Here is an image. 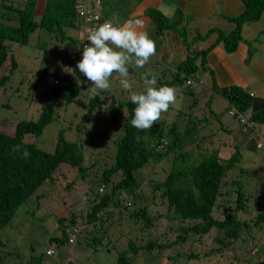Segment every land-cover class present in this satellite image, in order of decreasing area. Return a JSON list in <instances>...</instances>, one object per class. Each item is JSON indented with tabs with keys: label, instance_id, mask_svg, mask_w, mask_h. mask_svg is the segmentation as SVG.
<instances>
[{
	"label": "trees",
	"instance_id": "trees-1",
	"mask_svg": "<svg viewBox=\"0 0 264 264\" xmlns=\"http://www.w3.org/2000/svg\"><path fill=\"white\" fill-rule=\"evenodd\" d=\"M42 1L25 0L17 8L0 0V68L7 57L11 61L9 69L0 70L1 88L14 67L10 45H25L30 40L34 49L58 56L64 66L71 68L81 59L77 52L79 39L65 33V29L78 26L74 0H44L43 5ZM228 1L219 0V3ZM235 4L239 5L238 12L216 17L217 23L224 27L208 21L209 26L204 29L198 26L193 32L187 28L195 22L192 14L175 10L174 16L168 17L157 7L144 11L156 35L165 31L175 33L185 51L183 60L173 69L159 62L152 66L156 70L162 68L154 73L157 84L174 86L176 98L184 102L170 106L151 129L138 131L131 126L135 106L130 95L143 90L144 74L132 78L129 66L131 91L123 89L120 78L116 77L110 82V90L95 96L91 82L83 74L77 83L71 81V76L58 77V86H48L41 92L39 106L36 103V119L20 120L11 131L0 128V230L23 219V231L30 232L43 224L48 215L55 226L48 237L53 248L76 243L88 245L95 252L104 237L114 241L119 238L120 222L104 224L119 208L116 213H126L125 221L140 236L146 233L148 237L140 246L129 241V248L118 251L114 264L137 263L140 255L147 264L154 261L155 253L161 261L168 259L171 264L178 259L183 264L233 261L246 264L258 252L263 254L255 264H264V203L263 198L261 202L259 199L262 191L257 189V183L264 180V172H250L236 164L243 145L254 149L253 129L239 121V114L246 116L252 101L249 102L239 86L217 85L225 77H219L218 68H213L207 57L215 47L231 54L242 41L246 42L250 57L253 45L264 38V29H258L251 40L242 37L245 24L264 18V0H234L228 7L235 9ZM42 34L44 42L40 39ZM54 43L62 46L59 52L48 46ZM74 70L79 72L77 68ZM75 99H79L82 110L73 123L69 120L66 127L58 129L51 152L24 139L27 135H40L47 124L57 119L60 103L56 105L55 101L67 105ZM251 113V120H264V113L257 114L252 109ZM227 118L231 119L233 128L227 124ZM64 130L75 131L76 139L66 140ZM109 132L116 134L113 139ZM233 137L238 139V144L233 142ZM91 139L99 143L96 149L89 150ZM228 143L233 150L227 157H219ZM13 145L26 148L30 156L23 159L12 151ZM92 150L96 152L95 158L86 159L85 153ZM257 151L262 155L260 166H263L264 146ZM162 161L168 164L164 173L154 169ZM62 165L65 167L61 168ZM68 168L75 169L79 182L63 180L60 172ZM143 169L149 170L150 199L140 190L135 178ZM100 188H103L101 195L97 193ZM74 190H82L79 194L85 203L78 204L76 209L70 194ZM257 203L260 205L251 212L252 204ZM56 208L64 214L57 215ZM81 236L83 240L79 241ZM9 240L14 241L12 237ZM182 246L188 249L183 255L175 251ZM170 249H174L175 255L162 257Z\"/></svg>",
	"mask_w": 264,
	"mask_h": 264
},
{
	"label": "rangeland",
	"instance_id": "rangeland-1",
	"mask_svg": "<svg viewBox=\"0 0 264 264\" xmlns=\"http://www.w3.org/2000/svg\"><path fill=\"white\" fill-rule=\"evenodd\" d=\"M25 0H17L14 4L17 8H20V6L23 5ZM38 1V0H35ZM155 1V0H152ZM228 3L234 4V0H229L228 2L221 4L219 3V0H194V2H191L189 5L190 9L189 11L193 12L194 14H197L198 16L195 19V22L192 26L187 27L190 32H193V29L198 27L200 29H204L205 26H209L210 24L207 22L209 18L215 17L216 15H229L231 12H238L240 10L239 5L235 4L234 7H228ZM84 8H88L89 4L88 2L83 3ZM104 10L106 12V8L104 7ZM103 7L101 6V12L104 13ZM107 13V12H106ZM109 15H112L111 10L108 11ZM236 14V13H235ZM264 17V13L262 14ZM115 20L113 24L116 25H122L125 24L127 21L119 19ZM217 22V20H216ZM214 23V26L216 27H224L221 23ZM251 28L253 30L255 29H264V18L261 21H257L254 23H251ZM259 31V30H257ZM65 33L67 35L72 34L74 37L79 38L82 35L81 30L78 29H65ZM172 33V32H170ZM175 36L176 40L180 42V38L175 34H169L168 37L173 39ZM263 36V35H261ZM40 39L42 42L45 41V37L42 34L40 36ZM32 40V37H31ZM259 40V39H258ZM259 41L264 42V38H260ZM30 40L25 45H10L9 49L11 53L14 56L15 62L17 64V68H15V71L11 74V76H15L14 78L8 80V82L4 83L3 87H0V119L2 122H0V128L3 131H11L12 127H14V124L20 120H27V119H36L38 107L37 104L39 98L37 97L36 90L30 88V85L37 79V86L38 84L45 79H47L52 73L53 69L54 71H57L56 74L59 77H67L71 76L72 80L77 82V79L74 78V76L69 73L68 71H72V69H76L75 66L73 68L64 66L63 60H61L58 56L52 55L50 52H47L46 54H43L40 50L34 49L33 46H31ZM51 46L54 51L59 52L62 46H59L57 43H54ZM160 52L164 54L163 47H157ZM52 50V51H53ZM36 56H33V55ZM31 56H33L31 58ZM259 58L260 63H264V47L262 49V52H260V55L257 56ZM61 61V63H58L56 65V62ZM7 62H10L7 60ZM47 64H50L51 68L46 69ZM153 61H149L143 68H137L134 63L129 64V67L132 69L133 74H131L132 78L137 79L141 75L145 73H157L158 71L162 70L161 67H159V70H156ZM9 65L6 63V67H3L0 70L3 72ZM44 71V72H43ZM47 71V72H46ZM76 76L78 75L75 71ZM3 74V73H2ZM1 75V72H0ZM78 77V76H77ZM118 78V74L114 73L113 76L110 79V82L113 78ZM58 83H60V79H58ZM144 88V87H143ZM110 90V89H109ZM31 100H33L31 102ZM78 100H74L72 103L63 105L60 100L55 101L56 105L59 104V110L57 113V119L55 118L52 122L47 124L42 133L38 136H30L27 135L24 137V139H27L31 143H33L38 148L51 152L53 150V146L55 144V135L61 127H66L69 120H73L77 118L78 114L81 112V104L78 102ZM184 100L181 101L180 98H176L175 102L172 103L170 106L176 107L180 106ZM8 105V107H1L2 105ZM227 124L230 126V128H233L231 119L227 118ZM73 123V121L71 122ZM110 133V132H109ZM115 133H110V138L113 139L115 137ZM63 136L66 140L74 141L76 139L75 131H69L64 130ZM92 141L88 144L89 150L91 148L96 149L97 145L99 143H96V140L91 139ZM234 141V140H233ZM100 150V148H98ZM224 152L219 157H227V153L229 154L233 150V146L228 145L226 148L222 149ZM221 150V151H222ZM102 152V150H100ZM220 151V152H221ZM86 159H89L90 157H94L96 152L94 150L87 151ZM88 155V156H87ZM241 159L247 162V157L243 154H241ZM95 158V157H94ZM262 155L257 154L255 157V161L253 162V167H250L253 172L255 170H260L264 172V165L260 166L262 161ZM240 161V158H239ZM238 166L244 167V164L241 162ZM196 162H194L195 164ZM65 166H61V168H64ZM147 167V166H146ZM155 170H162V173H164L165 170H168V164L165 161H162L160 163H157L154 166ZM249 172V173H250ZM158 174V171L156 172ZM248 173V174H249ZM61 177L63 180L66 179L65 182L70 181H78L77 180V174L75 169H63L62 172H60ZM139 185L143 192L147 193V198L150 199V193L148 192L149 189V170L143 169L140 173V176L137 174L135 175ZM79 182V181H78ZM83 188V187H82ZM257 189L261 190L262 193H259V199L261 202V199L263 198L264 203V180H260L259 184L257 183ZM83 190V189H82ZM82 190H74L71 191L70 194H72V200L71 203L74 204V209L78 207V204H82L84 206V202L81 200V194H79ZM85 190H88L87 185H85ZM90 191V190H89ZM52 194V193H51ZM124 197V195L121 196V198ZM141 200L142 199H138ZM260 203L252 204L251 206V212L255 211L256 208ZM119 209V208H118ZM117 209V210H118ZM117 210L112 214L109 222L104 223L105 226L110 223L120 222V236L119 238L114 241L110 240V238L104 237L101 241L100 245L97 246V249L95 252L91 251L89 246L83 247L81 244H66L63 245L62 248H54V252L52 255L46 256L43 253V250L48 247L54 246L53 244L48 243V237L51 236V231L53 230L52 227L55 228V226L52 225L51 218L47 214V218L44 220V223L41 225H36L34 230L31 229L30 232L23 231L22 224L23 219L19 220L18 222H14L11 225L4 227L0 230V260L3 264H17L24 263L30 264L32 257L38 258L41 260V264H63L66 260H69V264H114L115 257L119 250H127L129 248L128 242L130 241L133 246H140L147 240L148 235L146 233H143L141 236L138 231H136L132 226H130L126 221V213L122 212L121 214H117ZM57 215L64 214L63 210H60L59 208L55 209ZM40 212V211H39ZM103 216V215H102ZM105 229V228H103ZM102 229V230H103ZM106 231L108 229H105ZM111 230L108 231V236L110 234ZM118 233V232H114ZM54 234V233H52ZM98 234V233H97ZM14 237L15 245H9V242H14L11 240H8L10 237ZM168 236H172L171 234H168ZM9 242H8V241ZM83 240V236L79 237V241ZM231 248V247H230ZM15 249V253L13 252ZM70 250V253L67 254V250ZM13 250V251H12ZM187 247L182 246L175 249L176 252L181 253L182 255L187 252ZM264 251V248H263ZM67 254V256H66ZM154 254V253H153ZM163 256H174L175 252L174 249L166 250L165 253H162ZM263 252H258L256 255L250 257L248 262L246 264H255L257 261V258H259ZM15 255L17 257V262L14 260ZM154 261L149 262L147 264H171V262L166 259L161 261L160 255L155 253ZM88 259V260H87ZM142 256L140 255L137 259V263L133 264H144L142 262ZM37 260V259H36ZM67 264V263H65ZM175 264H183L182 259H178ZM190 264H196L190 263ZM212 264V263H210ZM231 264H235L233 261Z\"/></svg>",
	"mask_w": 264,
	"mask_h": 264
},
{
	"label": "clouds",
	"instance_id": "clouds-1",
	"mask_svg": "<svg viewBox=\"0 0 264 264\" xmlns=\"http://www.w3.org/2000/svg\"><path fill=\"white\" fill-rule=\"evenodd\" d=\"M2 1H5L6 4L14 5L17 0ZM98 1L101 12V1ZM37 2H40V0H38ZM76 2L77 0H74V12ZM43 3L44 0L40 4L43 5ZM88 4L90 6L89 2ZM101 15L108 21L106 20L99 25L87 29V36L83 40L86 39L87 41H89V43L84 45L82 52L79 49L82 35L80 36V39L78 38L79 44L77 46V52L81 58L76 64V68L79 70V72H77L78 77L76 76L74 69L68 72L71 73L75 79H77V82L79 81L81 74H83L87 78V80L91 82V85L93 86L92 91L95 96H99L100 92L107 91L110 89V79L114 73L118 74L120 78V86L125 90L131 91L133 88V83L129 75L128 66L129 64L134 63L137 68H143L150 61L151 57L155 55V41L149 36L147 31L135 30V28L133 27L134 22L131 20L127 21L125 24L116 25L113 24L114 20L105 17L102 12ZM75 18L78 22V26L75 29L81 30L82 32L81 23L78 19L76 12ZM135 23L139 22L137 21ZM9 54H11L14 64V67L12 68L13 73L15 71V68H17V64L15 62L13 54L10 52ZM33 56L36 55L34 54ZM33 56H31V58ZM7 60H9L8 57L6 61ZM6 63L9 65V67H7L9 69L11 67V61L5 62L4 67H6ZM57 64L58 63L56 62V65ZM47 67L51 68L50 64H47ZM56 72L57 71H55V75L54 73H52L47 79L44 80V82L41 81L38 86L37 79L32 83L34 87H32V84L30 85V88L32 89L37 88L36 94L39 98L38 106L39 101L43 97L41 92H43V90L48 86L52 88L59 85V76L56 74ZM14 77L15 76H11L10 79ZM142 79L144 84L143 90L132 92V94L130 95V101L135 106L133 109V118L131 119V126L137 129L138 131H147L151 129L161 119L162 114L166 113L169 110L170 105L175 102L176 90L174 86H170L168 84L158 85L157 76L154 73H145ZM71 81L75 82L72 79ZM245 93L249 98V102H251L253 93ZM32 101L33 100H31V102ZM258 113L263 114L264 109L257 110V114ZM250 114H252L251 109H249L248 114L246 116H244L243 113L241 115L239 114V121L243 124L246 123L248 127L252 128L253 133L256 137L254 149L252 150L251 154L252 159L250 161V164L246 167H243L245 169H248L249 171H252L249 168L253 167V162L255 161V157L258 154L257 150L264 146V120H262L261 122L251 120V117L249 116ZM233 140L234 143L238 144L237 138L233 137ZM229 143L227 144V146L230 145ZM12 151L14 153L20 154L23 159H27L30 156L29 151L26 148H22L21 145H13ZM243 153L244 152L241 150V154ZM102 192L103 188L97 190V193L99 195H101ZM122 205H124V203H122ZM12 238L14 239L13 235ZM15 241L16 240L14 239L13 245H15ZM13 252H15V249ZM53 252V247H48L43 250V253L46 256L52 255ZM32 259L37 260H31L30 264H39L40 259L34 257H32ZM14 260L17 262V259ZM68 261L69 260H66L63 264L68 263ZM25 263L26 261L24 263L17 262V264Z\"/></svg>",
	"mask_w": 264,
	"mask_h": 264
},
{
	"label": "crops",
	"instance_id": "crops-1",
	"mask_svg": "<svg viewBox=\"0 0 264 264\" xmlns=\"http://www.w3.org/2000/svg\"><path fill=\"white\" fill-rule=\"evenodd\" d=\"M101 6L106 8L108 13L111 10L112 15L105 12L107 18L111 20L119 19L124 21H133V27L137 31H147L149 36L155 41L156 52L151 57V61L154 63H161L165 68H171L181 62L184 58V48L180 46L179 40L177 41L175 36L173 39L168 37L172 34L168 31L163 32L160 35H156L153 30V24L150 20L144 17V11L147 8L157 7L162 10L163 13L170 17L174 16L175 10H179L184 15L192 14V17L196 19L198 16L193 12L189 11V5L194 0H100ZM215 17L209 18L207 22H216ZM139 23H135V22ZM218 22V21H217ZM216 22V23H217ZM212 25V24H211ZM251 24H245L243 26L242 37L244 40H251V38L258 34V29L253 30ZM157 47H163L164 54L157 49ZM254 52L251 56H247L248 46L246 42H239L236 51L231 54H225L219 47H215L207 55L210 65L213 68H218L219 74L225 78L218 80L217 85L228 86L230 84L239 86L247 93H253L252 110H263L264 109V63H260L257 56L260 55L264 47V42L255 43L253 45ZM244 155L247 157V162L240 159L244 164V167L250 164L252 159V148H246L242 146L240 148ZM221 155V154H220ZM239 161V163H241Z\"/></svg>",
	"mask_w": 264,
	"mask_h": 264
},
{
	"label": "built area",
	"instance_id": "built-area-1",
	"mask_svg": "<svg viewBox=\"0 0 264 264\" xmlns=\"http://www.w3.org/2000/svg\"><path fill=\"white\" fill-rule=\"evenodd\" d=\"M6 1H12V0H6ZM84 1L90 3L89 8H84L83 6ZM75 12L81 23L82 37H81V43L79 49L82 52L84 45L89 43V41H87L86 39L83 40L87 36V29L99 25L104 21H106L107 19L103 18L101 15L98 0H77L75 4Z\"/></svg>",
	"mask_w": 264,
	"mask_h": 264
}]
</instances>
